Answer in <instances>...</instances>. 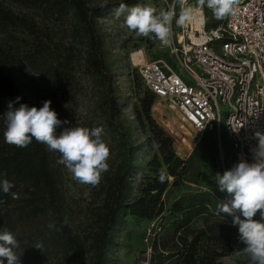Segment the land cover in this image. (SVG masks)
Returning <instances> with one entry per match:
<instances>
[{
    "label": "rangeland",
    "instance_id": "374dc122",
    "mask_svg": "<svg viewBox=\"0 0 264 264\" xmlns=\"http://www.w3.org/2000/svg\"><path fill=\"white\" fill-rule=\"evenodd\" d=\"M83 1L96 9L94 25L101 40L107 77L98 71L86 36L70 12L53 13L47 5L48 0H0L14 13L25 15L35 24V34L19 30L7 43L13 47L16 57L11 76L27 103L40 108L45 100H51V108L58 113V118L69 122L65 127L103 129L102 139L110 149L109 167L101 174L96 186L79 183L64 165L58 163L64 176L70 223L74 230L81 231L93 221L112 176L126 159L131 162L127 175L130 198L154 184L156 170L166 173L167 186L161 195L164 212L152 219L125 212L105 255V264H146L147 260L152 262L155 254L151 248L152 229L160 218L164 224L160 238L166 232L169 236L173 234L172 223L177 221L176 215L169 212L173 202L189 208L202 196L226 198L227 193L219 191L217 185V173H224L218 162L217 141L212 134H205L198 140V133L184 123L175 110L155 97L151 105L146 106L149 94L139 75L141 62H134V53L141 51L145 62L168 61L184 81L190 83L191 78L171 55L169 46H162L158 39L137 36L122 27L123 16L120 20L112 16L120 4L128 7L147 4L159 12L172 9L176 0ZM188 5L199 6L197 0H188ZM176 12L178 16V4ZM203 13L205 30L221 22L206 6H203ZM179 29L174 18L171 40ZM225 110L222 106V119ZM154 127L171 140V149L180 160L174 176L168 173V165L163 162ZM60 131L62 128L57 129L58 133ZM220 142L227 158L226 170H230L235 166L234 151L224 131ZM60 155L56 152V161ZM187 218L191 228L202 227L204 215L197 214L195 209L183 219H177L185 224ZM255 218L259 219L258 215ZM29 226L32 223H23L21 230ZM230 247L232 251L221 257L220 262L244 264L248 260L241 254L244 245L239 240L238 229L232 235Z\"/></svg>",
    "mask_w": 264,
    "mask_h": 264
},
{
    "label": "trees",
    "instance_id": "16d2710c",
    "mask_svg": "<svg viewBox=\"0 0 264 264\" xmlns=\"http://www.w3.org/2000/svg\"><path fill=\"white\" fill-rule=\"evenodd\" d=\"M48 3L55 14H72L86 36L98 71L107 77L101 55V40L94 25L96 9L83 0H48ZM19 30L33 35L35 24L0 2V37H3L0 38V181L9 180L14 184L10 193H16V198H13L10 193L0 191V230L7 228L18 240L20 246L15 251L20 256V264H105L113 233L119 231L125 212L146 219L164 212L161 195L167 186V179L161 183L160 170H156L154 184L130 198L127 175L131 162L129 158L126 159L112 176L93 221L81 231L74 230L70 223L64 176L56 161V152L34 138L26 148H18L6 143L3 135L6 128L4 113L9 102L20 97V103L33 107L20 95L11 76L16 57L13 47L7 43ZM145 90L149 94L148 107L155 96ZM153 130L163 162L168 165L167 171L174 176L180 167V160L171 149V140L157 127ZM213 197L202 196L189 208L173 202L169 210L177 220L172 223L173 234L169 236L166 232L160 238L159 232L164 226L163 218H160L152 229L151 248L155 254L152 262L147 260L146 264H223L220 258L232 251L231 239L238 226L233 225L231 216L217 214V204L225 198ZM194 209L197 214L204 215L203 225L199 229L187 225L189 218L185 224L183 220H178ZM23 223H32V226L21 230ZM50 224L55 227L50 228ZM37 245L41 248H37ZM244 264H248V260Z\"/></svg>",
    "mask_w": 264,
    "mask_h": 264
},
{
    "label": "built area",
    "instance_id": "2783aa9c",
    "mask_svg": "<svg viewBox=\"0 0 264 264\" xmlns=\"http://www.w3.org/2000/svg\"><path fill=\"white\" fill-rule=\"evenodd\" d=\"M237 7L234 16L209 30L203 27L200 32L190 21L172 38L170 53L190 83L168 61L139 65L144 87L175 110L198 133V140L205 134L215 137L223 172L227 158L220 142L222 131L236 164L253 162L256 133L264 134V0H239Z\"/></svg>",
    "mask_w": 264,
    "mask_h": 264
},
{
    "label": "clouds",
    "instance_id": "9594fccd",
    "mask_svg": "<svg viewBox=\"0 0 264 264\" xmlns=\"http://www.w3.org/2000/svg\"><path fill=\"white\" fill-rule=\"evenodd\" d=\"M199 6H206L215 19L222 20L234 16L238 11L239 0H197ZM179 5L177 16L176 5ZM116 20L123 16L122 27L133 31L137 36L158 39L162 46H169L172 37V22L184 26L199 18L204 22L203 13L188 5V0H176L170 10L157 9L151 5L128 7L120 4L112 13ZM20 97L9 102L5 117V142L18 148H26L33 138L46 144L51 151L59 152L57 163L64 165L73 179L81 184L96 186L101 174L108 170L110 155L108 145L102 139V128L65 127L67 120L58 118L51 108V100L43 106L29 107L20 103ZM18 104V107L14 105ZM134 118V117H130ZM62 128L59 133L57 129ZM258 144L252 148L253 162L241 160L223 175L217 173L219 191L226 192V198L217 204V214L232 217L238 226L239 240L244 245L241 254L248 258V264H264V134L256 133ZM166 173L161 170L159 180L163 183ZM14 184L9 180L0 181V191L9 194ZM16 198V193H10ZM259 214V219L255 217ZM67 223V220H65ZM50 228L55 225L50 224ZM19 242L7 228L0 230V264H20L16 254ZM41 248L40 245L36 246Z\"/></svg>",
    "mask_w": 264,
    "mask_h": 264
},
{
    "label": "bare ground",
    "instance_id": "6f19581e",
    "mask_svg": "<svg viewBox=\"0 0 264 264\" xmlns=\"http://www.w3.org/2000/svg\"><path fill=\"white\" fill-rule=\"evenodd\" d=\"M196 8L203 13V10L200 6H196ZM203 16H204V13H203ZM191 23H192V28H195L196 30H199L200 32L203 31L204 22H201V20L199 18L191 21ZM193 40H195V37H193ZM132 56H133L134 62H136L137 64H138V62H141V63L145 62V56L141 51L134 53ZM158 100L164 102V100L161 98Z\"/></svg>",
    "mask_w": 264,
    "mask_h": 264
}]
</instances>
